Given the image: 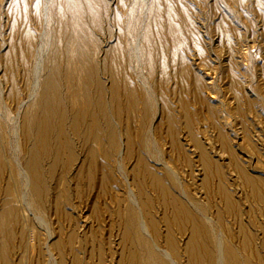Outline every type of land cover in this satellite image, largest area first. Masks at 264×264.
I'll return each instance as SVG.
<instances>
[{
  "label": "rangeland",
  "instance_id": "obj_1",
  "mask_svg": "<svg viewBox=\"0 0 264 264\" xmlns=\"http://www.w3.org/2000/svg\"><path fill=\"white\" fill-rule=\"evenodd\" d=\"M119 139L161 248L264 264V0H0V264H54L32 215L57 264H148ZM160 152L211 226L149 176Z\"/></svg>",
  "mask_w": 264,
  "mask_h": 264
},
{
  "label": "bare ground",
  "instance_id": "obj_2",
  "mask_svg": "<svg viewBox=\"0 0 264 264\" xmlns=\"http://www.w3.org/2000/svg\"><path fill=\"white\" fill-rule=\"evenodd\" d=\"M47 9L48 8H47L46 3L43 2L42 3V11H43L44 16L45 15L47 16ZM36 54H37L36 62H35L34 67H33V81H32V87L33 88H35L37 85H40L38 83L39 82L38 81V74H39V65L41 62V52L38 51V52H36ZM111 122L114 124V126L116 125L115 122L113 121V118L111 119ZM150 129H151V132L153 133L154 127H151ZM119 143H120V148L118 151V156L120 157L119 158L120 160L118 163H116V165H117L116 169H117L118 174L122 178L121 180H123V182H124L123 185L125 184V186H126L125 189L127 188V192H125V193H127V198H128L127 201H129L130 206H132V207H130L131 210L133 211L132 213L136 214L133 216L131 213L128 219H130V217L132 218V216H133V218L136 216L134 220H137V223H136L137 227L134 226L133 232L130 229H126L129 234L133 233V235L130 234L132 243H135L137 241L140 244H138L137 242H136V244L140 245V247H141V243H142V245L147 248L146 252L148 255L146 257H143V258H145V260L148 262V264H181L177 259L178 256L177 255L175 256L170 249H168V248L163 249L160 247V245L157 242V240H158L157 236H156V234H154V230H153L154 226L152 225V222L149 223L145 220L146 218L144 217L143 211H142L141 206H140L141 205L140 204V198L138 199L136 197L132 187L130 186V182H132V181L129 182L128 175L125 174L124 169H123V165L121 164V159H122V156L124 154V147H123V143L120 139H119ZM18 150H17V152H18ZM159 154H160L159 157L155 160V162L153 164L147 159L144 160V168L146 169L149 176L152 177L153 179H158V180L162 179V181H163V176H168L169 178H171L174 182L173 183L174 187H176L179 191L178 195H176V201L181 206L184 207V209L186 210L187 213L192 215L193 223L195 225L197 224L196 226L198 228H199V224H202V225L204 224V226H206L205 223H207L209 226H211L212 225L211 223L213 221L212 217L210 215H207V213H205L203 210H200L197 207V204H195V202H193V200L188 196V194L184 188V185L182 184L181 176L178 174V172L176 170H174L167 162H165L161 158L162 153L160 152ZM14 164L19 171V175L22 176V179L24 180V182L26 184V186L25 185L24 186L22 185V186H23V188H25V191H27V186H28L27 184H29L28 182L30 179L28 172L21 168L20 163L18 162L17 159H15ZM150 164H152V165H150ZM29 188H30V186H29ZM141 196H142V194H141ZM22 199L25 201L24 205L26 206L27 203H26L25 195L23 196ZM11 203H9V204H11ZM14 205L17 206L16 203ZM24 205L22 206L23 209L21 212V215L23 217V222H25L27 217H28V210H27L28 208H26ZM126 205H127V203H126ZM7 208H10V207H7ZM18 208H16V209H18ZM126 210H127V208H126ZM29 211H30V209H29ZM128 211H129V208H128ZM9 214H7V215H9ZM31 219L32 220L35 219L37 223L35 226L31 224L32 222H30L31 225L30 224L25 225V226H27V230L29 231L28 234H29L30 239L32 240V238L34 237L35 231H36L35 229L38 228L47 238V242H46V244H44L43 249L46 252L48 260L53 262L54 264H57L56 259L54 258V255L52 254L51 249H50V245L52 244V243H50L52 241V234H51V231H50L47 223L45 222L44 217L43 218L40 216L35 217L34 215H32ZM124 219H125V217H124ZM128 227H130V226H128ZM200 227H202V226L200 225ZM217 239L219 240L218 241L219 253H220V259H221V263H222L224 261V251H223V246H222L223 241L221 240V238H218V234H217ZM156 258H159L160 262L155 263L156 261L154 259H156Z\"/></svg>",
  "mask_w": 264,
  "mask_h": 264
}]
</instances>
